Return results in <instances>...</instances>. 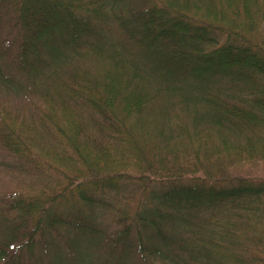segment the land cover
<instances>
[{"label":"trees","instance_id":"1","mask_svg":"<svg viewBox=\"0 0 264 264\" xmlns=\"http://www.w3.org/2000/svg\"><path fill=\"white\" fill-rule=\"evenodd\" d=\"M8 98L0 151L78 176L0 196V264H264V0H0Z\"/></svg>","mask_w":264,"mask_h":264},{"label":"rangeland","instance_id":"2","mask_svg":"<svg viewBox=\"0 0 264 264\" xmlns=\"http://www.w3.org/2000/svg\"><path fill=\"white\" fill-rule=\"evenodd\" d=\"M5 101H9V98L0 99V108L2 105H7L15 110L10 102L2 104ZM28 159H24L25 162H20L12 155L0 151V196L11 193L40 195L45 191L50 192L54 188L65 189L68 183L76 182L73 180L75 176H78L77 170L73 168H62L56 163L49 162L44 155L36 151ZM51 166L54 171L50 168ZM235 171L251 178L264 180V161L243 164ZM47 255L44 249L32 256L31 260L28 258L25 262L27 264H50L48 258L51 259V257H47Z\"/></svg>","mask_w":264,"mask_h":264}]
</instances>
